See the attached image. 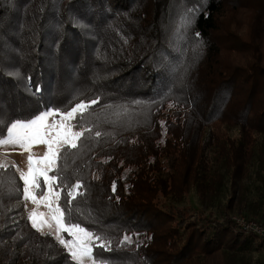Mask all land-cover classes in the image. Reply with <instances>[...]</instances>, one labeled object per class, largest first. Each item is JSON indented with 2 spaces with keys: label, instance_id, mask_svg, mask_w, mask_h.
Listing matches in <instances>:
<instances>
[{
  "label": "trees",
  "instance_id": "trees-1",
  "mask_svg": "<svg viewBox=\"0 0 264 264\" xmlns=\"http://www.w3.org/2000/svg\"><path fill=\"white\" fill-rule=\"evenodd\" d=\"M97 98L84 119L91 138L58 167L62 185H83L72 221L111 242L102 255L111 264L217 254L250 264L264 240L229 213L264 225V143L254 142L264 141V0H0L5 125ZM217 124L239 136L215 132ZM251 173L259 184L249 201ZM44 187L40 180L39 196ZM22 188L13 165L0 170V228L21 215ZM192 191L199 205L179 209ZM21 222L24 255L9 252L13 235L3 228L0 264H73L56 240Z\"/></svg>",
  "mask_w": 264,
  "mask_h": 264
},
{
  "label": "snow or ice",
  "instance_id": "snow-or-ice-1",
  "mask_svg": "<svg viewBox=\"0 0 264 264\" xmlns=\"http://www.w3.org/2000/svg\"><path fill=\"white\" fill-rule=\"evenodd\" d=\"M182 19L185 23H190L186 18L182 17ZM39 91L40 88L37 87L35 92ZM98 103L97 98L81 100L66 111L46 109L34 118L27 121L16 120L10 126L5 125L2 114H0V125L6 126V135L0 129V147H19L28 153L27 171L16 168L19 172V179L23 183V199L37 206L43 203L48 208L47 215L40 214L33 209L28 215V220L32 228L41 232L42 235L45 234L42 229L47 226L51 230L54 222L55 239L67 251L73 264H111V258L104 257L100 251L109 250L111 242L81 226L80 223H73L71 206L77 197L83 195L79 191L83 185L80 182L70 187L62 185L58 167V162L64 155L71 150L78 149L85 139L91 138L93 129L86 126L84 119L89 110ZM101 135L100 131H95L96 138ZM33 145H42L45 148L43 156L35 160L31 153ZM7 168L8 166L0 164V170L6 172ZM50 172L55 174L49 175ZM41 177L48 190L38 200L35 193L40 188ZM56 189L66 191L62 195V191ZM113 190L115 191V184ZM61 200H63V207ZM38 216L43 218L38 219ZM61 233H67L71 239H64ZM47 235H51V231ZM128 241L129 238L125 237L121 241V246Z\"/></svg>",
  "mask_w": 264,
  "mask_h": 264
},
{
  "label": "rangeland",
  "instance_id": "rangeland-1",
  "mask_svg": "<svg viewBox=\"0 0 264 264\" xmlns=\"http://www.w3.org/2000/svg\"><path fill=\"white\" fill-rule=\"evenodd\" d=\"M231 28L234 31H236L238 34H242L243 36H247L248 32H249V30H247V28L243 24H234V25L231 26ZM214 36L218 37V40H217L218 47L221 48L222 42H223V37H221L220 34L217 35V36L216 35H214ZM237 60L238 61H242V58H238ZM57 119H59V117H57ZM49 122H50V120H49ZM212 128L215 129L214 130L215 132H219V131H221L222 133L226 132L231 138H234V139L239 136L238 133L235 130L227 132L226 128H225V125H222V124H217V125H215ZM254 137H255L254 142L258 141L259 144L264 143V141L261 138H258L257 136H254ZM194 138H198V134L197 133H196V137H194ZM44 151H45L44 146H42V145H33L32 148H31V153L33 155L34 160L39 158V157H42ZM27 156H28V153L24 152L19 147H12V146L0 147V164L6 165V166L15 165V167H14L15 169L18 167L22 171H27ZM208 156L210 158H212L214 156L213 150H212V152L208 153ZM253 175L254 174L251 173L250 174V178L246 181L247 185L250 186L251 191H253V193L249 197V201L254 200L253 199L254 198V188L256 186H258V184H259V183H256L254 181ZM40 180L43 181V178L41 177ZM44 186H45L44 187V193H46L48 189H47L46 185H44ZM228 192L229 191L226 190L225 191V195H229ZM35 195H36L37 199L39 200L41 196H39L37 194V192L35 193ZM186 200H187V203L182 204L180 207H178L179 209H182L183 207H188L189 203H191V205L193 207L199 205V201H198L197 196H196L194 191H192L190 193L189 201H188V196L186 197ZM223 203H224V201H223ZM38 207H39V205L37 206V205L33 204V209H37ZM23 210H24V207H23ZM16 211L18 212V210H16ZM16 211H15V213H16L15 215L10 214L9 216L6 217L5 221H3V226L0 228V230L4 228V231L11 232V235H13L11 237L12 238L11 244L9 245L10 246L9 247V252L11 254L14 253L16 255H24L23 250L25 249L24 248L25 244H21L20 249L17 248L16 245L19 244L18 242H21L20 238H21V236H22V234H23V232L25 230L23 228V224L21 222V218L24 220L25 217H24L23 211H22L21 215H18V213ZM36 211L38 213H40V214L47 215L48 208L43 203H41L40 204V208L38 210H36ZM186 212L187 211H185V214L187 215ZM37 218L41 219L43 217L42 216H38ZM229 218H230L231 222L233 224H235V226L239 230H242V231H244L245 233H248V234H251V233L245 231L244 228H242L241 226L238 225V224H245L244 220L249 221V222H255V223L249 224L252 227L257 226L258 228L263 227L262 229H264V225H262L260 223H257L256 221H253V220L252 221L248 220L242 213H240V214L239 213H229ZM30 224H31V222H30ZM54 229H55V225H54V222H53V228L51 230L47 226H45L42 229V232L45 233L44 235H47V233H49V231H51V235H49V236H51L54 240H56L55 239V230ZM40 234H41V232H40ZM61 235L63 236L64 239H71V237L67 233H61ZM253 235H255L256 237L260 238L261 240H264V236L261 237V236H257L256 234H253ZM263 244H264V242H263ZM2 254L6 255V253L4 251H0V256ZM0 260L3 263V259L0 258ZM226 260L227 259L225 258V255L217 254V255H214L213 257H209V258H206V259L202 260L203 261L202 263L201 262H196V261H194V262H196L195 264H230ZM250 264H264V245L262 247H260V248L258 247V249L255 250V252L252 253V256L250 257Z\"/></svg>",
  "mask_w": 264,
  "mask_h": 264
},
{
  "label": "built area",
  "instance_id": "built-area-1",
  "mask_svg": "<svg viewBox=\"0 0 264 264\" xmlns=\"http://www.w3.org/2000/svg\"><path fill=\"white\" fill-rule=\"evenodd\" d=\"M21 204L24 207L23 213H24V217L26 218L29 213L32 211L33 209V204L30 201H25L22 200ZM245 224H238L239 226H241L242 228H244L245 231L251 233V234H256L257 236H264V229H262L263 227L258 228L257 226H250L249 224L255 223V222H249L244 220Z\"/></svg>",
  "mask_w": 264,
  "mask_h": 264
},
{
  "label": "crops",
  "instance_id": "crops-1",
  "mask_svg": "<svg viewBox=\"0 0 264 264\" xmlns=\"http://www.w3.org/2000/svg\"><path fill=\"white\" fill-rule=\"evenodd\" d=\"M40 208V205H39V207L36 209V210H38ZM33 210V209H32ZM28 218V217H27Z\"/></svg>",
  "mask_w": 264,
  "mask_h": 264
},
{
  "label": "clouds",
  "instance_id": "clouds-1",
  "mask_svg": "<svg viewBox=\"0 0 264 264\" xmlns=\"http://www.w3.org/2000/svg\"><path fill=\"white\" fill-rule=\"evenodd\" d=\"M27 217H28V216H27ZM27 217H26V218H27Z\"/></svg>",
  "mask_w": 264,
  "mask_h": 264
}]
</instances>
